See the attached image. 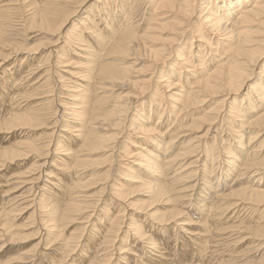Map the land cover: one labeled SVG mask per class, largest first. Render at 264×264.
Returning <instances> with one entry per match:
<instances>
[{
    "label": "rangeland",
    "instance_id": "obj_1",
    "mask_svg": "<svg viewBox=\"0 0 264 264\" xmlns=\"http://www.w3.org/2000/svg\"><path fill=\"white\" fill-rule=\"evenodd\" d=\"M29 1L30 0H28V2L27 1L20 2L19 6L17 7L18 9H16L15 7L12 10V12H14L13 14L10 11V16H8L7 14L5 15L3 14L0 18V27L1 29L4 30L3 32L4 35L0 36V68L2 69V70L0 69V87L4 86L5 88H7L5 89L7 90L6 93H3L4 99L3 98L0 99V120L5 121V117H7L6 114H9V112L11 113L17 112L20 114L26 113L28 115L36 114V116L39 117V122H37L39 123V126L35 128H31L30 131L28 130L29 128L18 129V130L15 128L14 130H10V132H5L4 130L3 131L0 130V150H8L13 147L16 148L19 143L24 142V141L28 143H35L36 146L38 147V150L36 152H30L25 156L19 157L20 160L19 159L15 160L12 163L7 162L3 167H0V204H1L0 214H2L0 215V223H1L0 224L1 225L0 226L1 228L0 229V264H107V263L108 264H111V263L121 264V263H124V258L126 256H129V255L131 256V253L135 256H134V259L130 261V264H137V263L140 264L141 261H144L145 258L150 255L148 254L149 249L143 246L144 243L138 242V246L134 245L132 251L119 254L121 251L120 249L122 247L127 246V248L125 249L122 248V250L130 249L129 244L125 245V243H123L124 238H125V231H127L126 227L128 226V223H126L125 225L123 224L122 231L120 232L118 236H116V238H114L115 234L108 233V235H110L108 236V238H110L108 240L112 241L111 244H113V246L109 247L107 250H105L106 247L102 243V240H103L102 238H105V237L107 238V235H106L107 232H103L101 233L102 240H100L99 242L95 244L97 245L96 247L97 251L96 252L94 251L95 252L94 254L92 253L93 251L90 253L87 252V255L89 256L93 255L91 256V259L89 258L88 261L87 260L84 261L83 260L84 257L81 256V253H82L83 247L85 249V246L87 244V240H88L87 232L93 227L92 225L99 223L98 221L102 218V215L105 218V220L109 219L110 216L113 215V213H115L114 215H117V211L123 206L127 205V210L125 209V211H128L129 215L131 214L136 215L135 217L138 218V221H139L138 223H141V225L144 226L143 231L146 232V237H150V238L153 237V239H157V237L159 238V236H165L164 238H166V236L172 235L174 233L173 232L174 230H176L177 232L178 231V227L176 226L177 223L187 219L196 207V203H197L196 199L198 198V192L197 191L186 192L187 190H182L184 189L185 185H183V183L181 182H176L173 184V188L175 187V188H180V189H177V192L172 191L171 194L178 193L180 196H183L185 194H192V196L188 200L187 199L185 200L184 198H180L181 199L180 200L178 198L177 204L176 203L169 204L163 198H161L159 201L154 203L153 199L154 200L156 199L150 194L148 190L144 188H139L137 185H132L129 182H124L123 181L124 175H126L127 171L129 169L131 170V169L136 168V166L131 164V162L136 160L134 162L137 163L141 160V158L133 157L129 160L130 163H128L126 158L124 157L125 155L123 154H126V152H130L129 150L135 152L134 151L135 148H133L131 144L133 143L136 145H140L141 142L143 141L141 137L136 138L129 131L130 128L128 129L129 125L133 127L134 123L137 122L138 119L140 118L139 112H141V109H146L145 110L146 112L143 111V114H144L143 116L147 117L149 113L152 115L151 123L155 125L157 121V117L155 116L156 115L155 113L160 112L164 107L165 109L164 118L159 122V124L156 127H160V125L164 124V122H166V119H169L172 122L175 120L174 117L176 118L177 113L175 110L173 111V106L171 105V103L173 104V102H171L172 100L169 101L167 99H169L168 98L169 95H177L178 93H180L181 90L187 91L189 88V85L187 84L191 82V78L193 74L192 72L185 73L182 71V74L179 76L177 67L174 65L176 62V56L177 54H179L178 49L183 48L184 52L186 53V56L189 55L190 49L192 50L191 52L192 54H199L200 52L206 53L209 51L210 48L214 49L215 45H214L213 40H210L206 35L203 36L201 41H198V37H197L198 33L196 31H198L197 28L201 25L199 17H201L203 15V12L205 11V10L202 11V7L204 6V4H201V1L198 2V0H195V2L193 3L194 4L193 9L196 10V11L193 10L194 17L193 15H191L187 18L185 17L181 18V15L180 16L179 14L177 15L176 9H170V8L168 9L165 7H162V8L160 7L158 10L161 12H159L158 10L155 11L152 3L156 2L157 0H154V1L153 0H129L130 2L129 3L127 2L128 7H123V8L121 6L120 0H108V2L106 3H108L107 4L108 9L112 10V13L114 9H116L115 12H117L119 8L122 9L121 12L123 13L124 11L129 12L130 23L132 22L131 24L132 25L134 24V26H132V29L136 34V37H135L136 39H135V42L132 44V46L126 50L127 52H124V53L112 52L109 54V57H107L108 52L106 53V51H109L108 48H106V50L104 51H99V47H101L102 49L103 45H98L101 42V38H103V36L105 35V31L107 29L106 26L110 23L108 22V20H106V16L109 13V10L106 11L104 10V8L103 9L101 8V4L105 0H59L58 1L59 4L56 5V8L59 10V12L55 16L56 19L63 18V16L67 14L66 12L68 13L75 12L74 16L69 20V22L66 24L65 28L63 29L65 33L62 32L59 36V39L57 38L58 34L54 35L57 33V31L56 32L54 31V33H52L53 31L52 32L48 31L47 28L44 27L41 22H40V27H39V24L38 23L36 24L35 22L33 23L32 18H31L32 14H30L31 13L30 9L32 8V6L30 4L36 1V2H40V6H42L43 2L46 3L48 0H32L30 2ZM160 1L162 0H158L157 3ZM177 1L179 0H176V2ZM204 1H208V0H203L202 2ZM212 1L217 2V0H212ZM165 10L166 12H164ZM154 11L156 13H154ZM160 13H162V15ZM197 14L199 15V17ZM132 16L134 17L133 19H132ZM153 16L155 17L153 18ZM85 17L87 18L85 28L90 27V25L95 20H96V23L98 22L96 29L99 31V33H97V35H94V38H93L95 40L93 41L98 45V46L96 45V48H94V46H92L93 48H91L90 45H87L92 39L89 36V34L84 32L85 30L78 33V30L80 29L79 31H81L82 29V26H79V24L84 21ZM170 20H171V23H170ZM178 21L180 22L185 21V22L181 26V23ZM31 23L35 25L32 26ZM186 24L189 26L190 24L192 25L188 28ZM153 25L155 28H153ZM38 29H39V32H38ZM73 29H75L74 33L76 34H73ZM181 30H185L184 33L182 34L183 36L179 35ZM100 32L102 34V37H101ZM177 32L178 34H176ZM68 35H71V37L74 38L72 39V41L76 39L75 36L77 35L79 36V39L83 40V42L85 41L84 43L80 41V43H82L81 45L80 43L79 45L78 43L75 44V42L74 44L72 43L73 45H69L70 49L73 50V52H75L74 56L72 54L73 57L71 56V50L68 49L69 47L65 48L66 52L64 53V56L65 55L66 56L64 57L61 55L62 54L61 49H64L62 47L65 42V37L67 38ZM177 36L179 38H177ZM173 38H174V41H173ZM218 39H221V38H218ZM5 43H7L6 46H5ZM190 43H191V48H189ZM203 43L205 44L207 43L206 44L207 46ZM210 44H211V47L209 46ZM16 46H20L21 49L23 47L21 52L17 54H13V55L11 53H8V52H11V50H8V49H12V47L16 48ZM76 46L79 48L78 50H76L75 48ZM162 46L165 48H162ZM167 46H169L168 49H167ZM56 48H58L59 50ZM92 49L93 51L95 50L96 52L94 51L95 52L94 53ZM55 50H56V53H55ZM83 50L85 51V53ZM159 50L162 51L161 53L158 52L161 56L159 57L160 59L158 58V61H156L154 59V55L152 54ZM166 50L169 52H167ZM171 50H173L172 54H170ZM22 51L24 54L22 53ZM217 51L218 52L216 53V55L210 54L211 56L207 57L208 58L207 61L210 60L212 64H215L214 62L220 59L217 57V55L221 53L220 49H218ZM76 52H78L81 55H77L78 53ZM102 52L103 53L105 52L104 55L106 54L107 56L105 55L106 56L105 57ZM8 54H10V56L4 59V56ZM85 55H87L88 57ZM58 57H60L59 59L63 61H65L66 59L68 60L69 58H71V60H74V61L70 60L69 61L71 62L69 64L70 66H68L67 68H62L61 66L58 65V62H61V60H59ZM99 57L102 59L99 60L100 59ZM222 57H224V55H222ZM226 57L228 59L230 56L229 57L226 56ZM88 58H91V59L89 60ZM93 58L96 60H94ZM212 59L214 62L212 61ZM75 62L76 63L80 62L81 64L82 63L83 64L82 65L80 63L76 64ZM161 62H163L162 65L159 64ZM103 63L106 65L109 64V66H111L112 68L117 69L116 72L120 73L121 71V73L126 74L127 76L124 75L126 79L122 81H119V80L118 81H115V80L108 81L107 80L106 82L103 81L99 83V81L101 80L98 81V79H95L97 78V76H94L95 78L93 77L91 80L89 79L90 81L88 82V79H87L88 73H85V69L83 68L90 67L91 64H94L93 66L95 67L97 66L101 67ZM207 63L208 62H205L203 66L199 65L200 67L198 66V64L200 63H196L195 70L200 71V68H203V67L204 68L207 67L206 69H210V70L214 68L212 64L210 66H207ZM263 64H264V60L260 65H263ZM77 65H79L80 68ZM29 67H32L31 71L32 72L34 71L33 72L34 74L32 73L30 75L31 78H28V83H24V88L18 85H17L18 87L17 86L15 87V93H14L15 95L13 94V98L9 100L10 102H8L9 104H6L8 101L6 95L8 94L10 90L13 89L15 84H18V81L16 80L17 77L20 76L18 72L19 71L22 72L24 70L26 71L29 69ZM68 70L72 71L70 74L72 75L74 74L75 77L69 76L67 74ZM81 70L82 71L84 70V71L82 72ZM173 70H176V72L173 73L174 72ZM259 70L261 69H258V71ZM257 73L258 72L256 71L255 73L252 74L251 79L248 82V84H251L254 81H257L259 79V77L257 76ZM159 75H162V76L172 75L171 79L174 82H177L179 85L176 86L175 89L174 88L171 89L172 91L171 90L169 91L170 88L166 89L163 87V85L158 83L157 80L159 79L157 78L159 77ZM77 78H81L82 81L85 80L84 83L86 85L88 84L87 89L88 90L90 89L89 90L90 92H87V93L90 96L89 98L92 102L96 100H100V99L102 100L103 98L106 100V101H103L104 99L102 100L104 102V104L102 105V107H104V110H107V109L109 110L112 107V105H114L115 103L123 104L126 107V109L129 108L128 110H126V112L129 111L126 114V120L122 121V123L114 121L112 119L113 122L118 123V125L116 124L117 126L113 124L115 127L112 125L108 126V124L105 122H102L104 123V125L102 123H97L93 125V127L96 128L93 131L96 134V137H106L108 140V143L114 144V147L116 149L114 148L115 151L113 150L114 151L113 155H115V157L113 155H110L107 158L106 157L108 155L107 152L106 153L99 152L96 154H92L93 155V156L91 155L92 157H88L87 155L83 154L84 158L82 157L81 160L87 159V161L84 160L83 162L84 164L83 163L79 164L80 167L75 165V161H76L75 157L79 156L78 154H79L80 143H76L77 146H73V150H71L72 158L69 156L71 159L69 157H68L69 159H65V157L62 155L63 153L60 155L55 154V156H53L55 153L53 151L51 152L52 154H49V157H48V155H46L47 151H45L47 149V146H46V149L44 148V146L47 143H49V147L51 145L50 148H53L52 146L54 145L55 138L58 139L56 141H59L61 139L59 138V135L62 133L63 130H65V127H67L68 125L67 123L69 122L68 118H70V115H69L70 111L67 110V106L64 103L69 102L66 98L68 94L67 91H69L70 88L72 87L70 84L71 81L73 80L77 81ZM7 80H9V82H6ZM93 84L94 85L96 84V85L94 86ZM159 85L162 87L160 88ZM92 87H93V91L91 90ZM223 90L224 89L222 88V91ZM222 91L218 90L216 93H213V94H210V93L199 94L200 95L198 96L199 98L197 97L198 99H195L196 101L189 106V109L182 111V113L179 116H177L178 121L176 122V124L177 126L179 124H183V130L179 134V136L180 135L181 136L177 138L178 142L175 144V146H178L179 149L180 148L183 149L186 146V143H190V144L194 143V141H196L195 139L197 137L202 136L205 133V130L208 129V132L205 133L206 135L204 136V138H201L202 147H200L199 149L200 153H197V154H200L202 158L197 162V166L200 168L199 170H202V171L204 170L203 168L209 169V166H211V163H209L211 162L210 158L206 162H205V158L207 154L209 153V150H211L212 144L213 146L214 144H216V147H215L216 151L219 152L217 162L220 166L216 170L215 175L213 177L215 176L217 177L219 173L221 174V179H224L225 178L224 176L226 175V172H225L226 163H223V161L228 160L227 159L228 156L224 148L228 146L229 144H231L230 145L231 149L235 150V146L233 145L229 137L235 138L238 135L234 134L232 129L228 131L224 130L226 129L227 126H229V120H231L230 118L228 119L226 117L227 120L226 121L224 120L225 122L224 121L222 122L219 120H215V121L211 120L214 116H217V115H214V113L216 110H218L222 106L221 104H223V102L221 101L225 98L224 95H226V91H223V92ZM243 91L241 92V94H233L232 98H234V100L241 99V97L245 93V90ZM0 93L2 92L0 91ZM24 94L26 96H23ZM47 95L51 96L49 100H51L52 102H50L49 104H46L44 101ZM1 100L3 103L1 102ZM161 100L163 102L161 106L163 107H159ZM224 114L225 112L222 113L221 115H224ZM186 116H188V118ZM209 116H211V119H209ZM203 119H208L209 121L206 122V120H203ZM192 120H194V122L197 124H195ZM236 122H239V120ZM236 125L237 123L232 125L234 129ZM192 126H194L195 128ZM188 127H189V131L187 130ZM166 129L167 128L165 126L163 131H166ZM122 130L123 132H121ZM52 131L54 132V134L50 136V139H49V137H46V135L50 134ZM114 132L116 134L119 133L117 135L118 138L116 137V134ZM121 133H123L124 135H122ZM127 134H129L130 136L129 135L127 136ZM223 139L226 141L224 142ZM179 141L181 142L183 141V143L184 142L185 143L181 146L180 145L181 142ZM42 143H43V146H41ZM125 146L128 148H126ZM220 146L222 147L220 148ZM153 149L152 150L155 151V148ZM142 154H144V152H142ZM197 154H195V156ZM260 155H261V158L264 157L263 156L264 147L262 148ZM122 156L124 158H122ZM112 157L114 158V160ZM57 158L58 159L61 158V159L58 160ZM90 158L94 160H88ZM195 159H196L195 157L193 158L192 156H190L185 159H180L178 164L186 165L187 163ZM60 160L61 161L64 160L66 163L62 161L64 163L63 165V163L61 164ZM111 160L113 162H110ZM44 161L46 162L45 164H44ZM91 161H93V163ZM125 162L128 163L127 166ZM67 164L71 165V167L69 166V170L72 168L71 171L66 169L68 167ZM62 166H65L66 168L65 167L62 168ZM74 166L77 169L76 168L74 169ZM64 170L66 172L69 171L67 172V175L66 173H63ZM131 171H128L129 172L128 175L133 176L135 173L133 174L131 173ZM243 173L244 171L242 172V174ZM48 174H52L54 177L56 176L55 177L56 179L52 177V180H53L52 181L51 178L49 179ZM73 174H75V176ZM236 175L238 174H235V175L232 174L230 175L228 179L226 178V183H225L226 187L233 184L234 179L236 178ZM59 176H60V179L57 178ZM66 176H68L67 179H65ZM19 177H22L23 179ZM213 177L211 176L210 178H213ZM253 178L255 177H252V175L250 174L248 175L247 173L246 175H242L239 182H237L236 188L241 189L245 187L250 188V186L252 187L251 182ZM45 179L48 181H46ZM61 179H62L63 184L60 183ZM21 180L25 181V183L24 184L22 183V185L19 184ZM78 181L81 183H79ZM49 182H52V183L49 185L48 184ZM117 182H121V184L122 183L127 184V187L123 186L122 189H120V191H122L121 195L124 194L122 197L123 201L120 198L122 202H120L119 199L116 200V197L114 195L115 193L114 189L119 188L118 186L120 185ZM56 183L60 184L61 186ZM66 183H67V186H66ZM73 183H76V186ZM221 184L222 183L220 182L219 185L221 186ZM45 185H47L46 187L47 190L44 188ZM71 186H74L72 187V190H74L73 188H75L76 190L72 191ZM60 187L63 189L61 190ZM48 188L52 189L51 190L52 193L50 192ZM83 188H85L86 191ZM41 189H43L45 192ZM102 189L106 191H104L103 193ZM219 189L220 188H218L217 190ZM46 191H48L49 193ZM41 193L43 197H41ZM219 193H222V191L219 190ZM83 195L86 197V199L87 197H88V200L90 199L87 202L88 204L85 203L87 208L82 211L76 212V213L72 212L69 209L70 205L81 203L84 200L82 198ZM50 196L51 198H49ZM130 196L132 198H130ZM47 197H48V200H47ZM52 197L53 198L56 197V198L53 199ZM43 198L44 200H47V201H44ZM86 199L84 201H86ZM231 201H235V200L232 199ZM187 203L188 205H186ZM254 208L255 207H252L253 212L251 210L250 211H244V210L240 211L239 210L240 212L238 213V216L237 215L235 216L236 219L232 220V222L229 224L228 222L223 223V222H226L228 218H225V219L224 218H218V219L214 218V220L212 218L210 221H208L209 226L206 223L207 229H209L212 223L214 227L213 229H210V231L207 230V233L202 234V236H204V239L208 238L207 239L208 245H207L206 253L200 252L198 247H196L195 245H191L192 244L191 242L193 239H187L191 237H186L187 235L183 234V232L177 235L176 240H174L171 236L174 242L172 240H171L172 242L169 240L170 242L168 241V243H165L166 244L165 245V244H162L164 240L163 241L158 240L157 244H160L159 245L160 248L163 249L161 250V253L167 255L165 259L166 261L167 260L178 261V259L180 258L179 256H181L184 253L186 255V259L183 262L184 264H260V263L264 264V240H263L264 239V234H263L264 228L263 227L262 229L260 228L261 231L263 230V232L261 233L260 232L258 233L255 230L256 228L258 229V227L261 225L264 226V218H263L264 211H263V214H260V211L264 210V206H260L259 210H256ZM107 209H109L108 210L109 212H104V211H107ZM172 210H175L177 212L181 211L180 214H182L183 216L179 214V215H176L174 218L168 219V217H170L172 214ZM65 213L68 216H66ZM149 214H151L150 216L152 217H147L149 216ZM57 215H60V216L62 215V216L60 218V216H57ZM4 218H6V221ZM154 218H157V219H154ZM193 218H195V221H196V217L193 216ZM86 219L88 220L86 221ZM168 220L169 221L172 220V221H170L169 223ZM47 221H49V223ZM221 222H222V225H221ZM260 223H263V224H260ZM101 224H103L104 226L107 223L104 224V222L102 221ZM2 225L6 227L4 228L2 227ZM192 225L193 226H190L191 228L193 229L198 228L197 226H195V224H192ZM240 225H241V228H243L241 229L242 230L241 233L239 231V233L237 234V232H234L236 230L232 231L233 227L236 226L235 229H237V227L238 226L240 227ZM103 226L100 225V227H103ZM244 226L245 228L249 229V230L247 229V232H245L246 229L244 228ZM251 227L253 229L250 230ZM2 229L5 231H3ZM228 229H230L231 231ZM49 230L52 232H50ZM243 230L245 231L243 232ZM223 231H225V233H223ZM253 231H254V234H253ZM86 233H87V236H86ZM260 234H262V236H260ZM237 235H239L240 238H242L240 240L242 242L239 241L238 242L239 244L237 243L238 245L232 242L233 240L235 241L237 238H239V236ZM181 236L183 237L184 240L181 238ZM243 236H244V240H243ZM247 236L248 237L250 236V237L248 238ZM132 246L133 245H131V248ZM118 258H120V260H118Z\"/></svg>",
    "mask_w": 264,
    "mask_h": 264
},
{
    "label": "bare ground",
    "instance_id": "obj_2",
    "mask_svg": "<svg viewBox=\"0 0 264 264\" xmlns=\"http://www.w3.org/2000/svg\"><path fill=\"white\" fill-rule=\"evenodd\" d=\"M23 1L28 2V0H0V18L3 14L4 15L7 14L8 16H10V11L12 12V10L15 7H16V9H18L17 7L19 6V3L23 2ZM30 1H32V0H30ZM58 1L59 0H50V1L48 0L47 1L48 3L43 2V5L41 4L42 6H40V2L34 1L32 4H30L32 6V8L30 9L31 10L30 14H32L31 18H32L33 23L34 22L36 24L38 23L39 27H40V22H41L43 24V26L47 28L48 31H50V32L53 31L52 33H54V31L55 32L57 31V33L54 35L58 34L57 38L59 39L60 34L62 32L65 33L63 29L65 28V26L69 22V20L74 16L75 12H71V13L66 12L67 14L64 13L65 15L63 16V18L56 19L55 16L59 12V10L56 8V5L59 4ZM157 1L152 3L155 11L158 10L160 7L161 8L165 7L168 9L169 8L170 9H176L177 15L178 14H179V16L181 15V18H184V17L187 18L191 15H193V17H194L193 10H195V9H193L194 8L193 3L195 2V0H179L177 2H176V0H162L158 3H157ZM199 1H201V4H204V6L202 7V11L203 10H205V11L203 12V15L201 17H199V15H198L199 13L197 14L199 19H200V22H201V25L197 28L198 31H196L198 33V34L196 33L197 37H198V41H201L203 36L206 35L210 40H213L215 46H214V49L210 48L209 51L206 53L205 52H203V53L198 52L199 54H192L191 53L192 50L190 49L188 56H186V53L184 52L183 48L178 49L179 54H177V56H176V62L174 65L177 67L179 76L182 74V71L185 73L192 72L193 74H192L191 82L187 84V85H189V88L187 87L188 90L187 91L181 90L180 93H178L177 95H169V97H168L169 99H167V100H169V101L172 100L171 102H173V104L171 103V105L173 106V111L175 110L177 113V116H179L182 113V111L189 109V106L196 101L195 99L199 98L198 97V96H200L199 94H201V93L213 94V93H216L218 90L222 91V88L224 89L223 91H226V95L222 94L225 96V98L224 99L222 98L223 100L221 101V102H223V104H221L222 106L218 110L215 109L216 111H215L214 115H217V116L213 117L211 115L213 117L212 119H211V116H209V119H211L213 121L219 120L222 122L224 120L225 121L227 120L226 117L228 119L230 118L231 120H229V126H227L226 129H224V130L228 131V130L232 129L234 134L238 135L235 138L229 137L231 139V142L235 146V150L231 149V147H230L231 144H229V143H228L229 144L228 146H226V147L224 146L225 147L224 150L226 151V154L228 156L227 157L228 160L223 161V163H226V167L224 166L225 172H226V175L224 176L225 180L221 179V174H219V173H218L217 177L216 176L213 177L215 175L216 170L220 166L217 162L219 152L216 151V148H215L216 144H214V146L212 144V148H211V150H209V153L207 154V156L205 158V162L208 161V159L210 158L211 162H209V163H211V166H209V169L203 168L204 170L202 171V170H199L200 168L197 166V162L202 158L200 156V154H197V153H200L199 149H200V147H202L201 138H204V136L206 135L205 133L208 132V129L205 130V133L203 132L204 134L202 136L197 137L195 139L196 141H194V143H192V144L186 143V146L183 149L182 148L179 149L178 146H175V144L178 142L177 138H179L181 136V135L179 136V134L183 130V124H179L177 126V124H176V122L178 121L177 116H176V118L174 117L175 120L173 122L170 121L169 119H166V122H164V124L160 125V127H156L159 124V122L164 118V115H165L164 114L165 109L163 106H161L163 103L162 100L160 101L159 107H163V109L160 112L155 113L156 114L155 116L157 117V121H156L155 125L151 123L152 115L149 113V115L147 117L143 116L144 115L143 111H145L146 109H141V112L138 111L140 118L138 119L137 122L134 123L133 127L129 125L128 129L130 128L129 131L131 132V134H133L136 138L141 137V139L143 141L141 142L140 145L130 143L131 146L133 148H135V150H134L135 152L129 150L130 152H126V154H123V155H125L124 157L126 158L128 163H130L129 160L133 157L134 158L139 157V158H141L142 161L140 160L139 162L135 163L134 161H136V160H134V161L132 160L133 162H131V164L135 165L136 168L131 169L132 171L129 169L128 171H131V173H133V174L135 173V174L133 176H130V175H128L129 172L127 171L126 175H124L123 181L129 182L132 185H137L139 188H144V189L148 190L150 192V194L156 199V200L153 199L154 203H156L161 198H163L169 204H171V203L177 204L178 198L179 199L184 198L185 200L186 199L188 200L192 196V194H185L183 196H180L178 193H172L171 194L172 191L177 192V189H180V188H175V187L173 188V184L176 182H181V183H183V185H185L184 189H182V190H187L186 192H193V191L198 192V198L196 199V201H197L196 207L187 219L177 223L176 226L178 227L179 232L178 231L176 232V230H174L173 231L174 233L172 235L166 236V238H164L165 236H159V238L157 237V239H153V237L152 238L146 237V232L143 231L144 226L141 225V223H138L139 221H138V218L135 217L136 215H133V214L129 215L128 211H125V209L127 210V205L123 206V207L120 206L121 208L117 211V215H114L115 213H113V215L110 216V218L107 220H105V218L102 215V218L98 221L99 223L92 225L93 227L87 232L88 233L87 244L85 246V249L83 247V250L81 253V256L84 257V259H83L84 261H86V260L88 261L89 258L91 259V256H93V255L89 256V255H87V252L90 253L93 251L92 253L94 254L97 251L96 250L97 245H95V244L97 242H99L100 240L103 239L102 243L106 247L105 250H107L109 247L113 246V244H111L112 241L108 240V239H110V238H108V236H110V235H108V233L109 234H115L114 238H116V236H118L120 234V232L122 231L123 224L125 225L126 223H128V226L126 227L127 231H125V238H124L123 243H125V245L129 244L130 249L122 250V248L125 249V248H127V246L122 247L120 249L121 251L119 254L132 251L134 245L138 246V242H141V243H144L143 246H145V248L149 249L148 254H150V255L148 257H146L144 261H141L140 264H184L183 262L186 259V255L184 253L183 254L181 253L182 255L179 256L180 258L178 259V261H174V260H172V261L167 260L166 261L165 259H166L167 255L161 253V250H163V249L160 248V246H159L160 244H157V241L158 240H162V241L164 240L162 242V244L168 243V241L169 240L171 241L172 238L174 240H176L177 235L179 233L183 232V234L187 235L186 237H191V238H187V239H193L191 242L192 243L191 245H195L196 247H198L200 252L206 253L207 245H208V241H207L208 238L204 239V236H202V234L207 233V230L210 231V229H213V227H214V225L212 223L210 225L209 229H207L206 223L208 225L209 224L208 221H210L212 218H213V220H214V218H217V219L218 218H224V219L228 218L227 221L223 222V223L228 222V224H229L232 222V220L236 219L235 216L236 215L238 216V213L241 210H244V211H250L251 210L252 211L253 210L252 207H255L254 209L259 210L260 206H264V157L261 158V155H260L262 148L264 147V64L260 65L264 60V0H217V2H213L212 0L202 2L203 0H198V2ZM106 2H108V0H105L101 4V8L102 9L104 8V10L107 11L109 9H108V5H107L108 3H106ZM127 2L129 3L130 1L129 0H120L122 8L128 7ZM115 10L116 9H114L113 13H112V10H109V13L106 16V20H108V22H110V23L108 25L106 24L107 29L105 31V35L103 36V38H101L102 34L100 32L101 42L99 41L100 43L98 45H103L102 46L103 48L101 49V47H99V51H104V50H106V48H108L109 51H106V53L108 52V56L105 54L107 57H109V54L112 52H115V53L127 52L126 50L132 46V44L135 42V39H136L135 38L136 34L132 29V26H134V24L132 25L131 24L132 22L130 23L129 12L124 11V13H123V12H121L122 11L121 8H119L117 12H115ZM151 11H152V9H151ZM155 11H154V13H156ZM159 12H161V11H159ZM164 12H166V10ZM169 12H171V11H169ZM13 13L14 12H12V14ZM160 14L162 15V13H160ZM163 16H164V14H163ZM195 16H196V14H195ZM149 17H151V16H149ZM154 17L155 16H153V18ZM133 18L134 17L132 16V19ZM86 21H87V18L85 17L84 21L79 24V26H82V29H81V31H79L80 30L79 29L78 33L85 30L84 32L89 34V36L92 39L89 42V44H87V45H90L91 48H93L92 46H94V48H96L97 44L94 42L95 40L93 38H94V35H97V33H99V31L96 29L98 22L96 23V20H95L90 25V27L85 28ZM155 21H156V19H155ZM176 22H177V20H176ZM178 22H180V21H178ZM184 22H180L181 26L183 25ZM33 23H31L32 26L35 25ZM170 23H171V20H170ZM192 24H190V26ZM187 26H188V28L190 27L189 25H187ZM51 28H52V30H51ZM153 28H155L154 25H153ZM181 29H183V28H181ZM74 31H75V29H73V34H76V33H74ZM184 31L185 30H181L179 35L183 36L182 34L184 33ZM189 31H191V30H189ZM3 32H4V30L1 29V27H0V36L4 35ZM38 32H39V29H38ZM178 32L176 34H178ZM78 35L75 36L76 39L73 41H72V39H74V38H72L71 35H68L67 38L64 36L65 42L63 41L64 45L62 47L64 49H61L62 54L60 53L62 56H64V53L66 52L65 51L66 47L68 48L69 45H73L74 42H75V44L78 43V45H79L80 41L83 42V40L79 39ZM98 36H97V38H98ZM177 38H179V37L177 36ZM218 38H221V39H218ZM98 40H100V39H98ZM173 41H174V38H173ZM6 44L7 43H5V46H6ZM81 44L82 43H80V45ZM203 44H205V43H203ZM85 46H86V44H85ZM209 46L211 47V44ZM10 47H11V45H10ZM168 47L169 46H167V49H168ZM75 48H76V50L79 49L77 46ZM162 48H165V47L162 46ZM170 48H171V46H170ZM189 48H191V43H190ZM198 48H199V46H198ZM22 49H23V47H22ZM22 49L20 48V46H16V48L12 47V49H8V50H11V52H8V53H11L12 55L17 54V53L21 52ZM56 49H58V48H56ZM68 49L71 50L70 47ZM218 49L221 50L220 51L221 53H219L217 55V57L220 59L215 61V62L212 59V61L215 64H212V62L210 60L207 61L208 60L207 57L211 56L210 54L216 55V53L218 52L217 51ZM58 50H57V52H58ZM92 51H93V49H92ZM6 52H7V50H6ZM158 52L161 53L162 51L159 50L157 52H154L153 54L151 53L152 55H154V59L156 61H158V58L161 56ZM167 52H169V51H167ZM22 53H23V51H22ZM55 53H56V50H55ZM74 53L75 52H73V50H71V56H72V54L74 56L75 55ZM76 53H78V52H76ZM84 53H85V51H84ZM104 53H103V55H104ZM172 53H173V50L170 51V54H172ZM77 55H81V54L78 53ZM87 55H85V56H87ZM114 55H116V54H114ZM222 55H224V57H222ZM9 56H10V54L5 55L4 59L8 58ZM226 56H228V57L230 56V57L227 59ZM60 57H58V59ZM92 57H94V56H92ZM100 57H101V55H100ZM105 57H103V58H105ZM223 58H225V59H223ZM83 59H85V58H83ZM88 59L90 60L91 58H88ZM101 59L102 58H100L99 60H101ZM59 60H61V59H59ZM70 60H71V58H69L68 60L66 59L65 61L61 60V62H58V65L61 66L62 68H67L68 66H70L69 65L71 63V62H69ZM94 60H96V59H94ZM193 60H195V61H193ZM71 61H74V60H71ZM205 62H208L207 66H210L212 64V66L214 68L210 70V69H206L207 67H205V68L203 67V68H200V71L195 70V68H196L195 64L196 63H200V64H198V66L199 65L203 66L205 64ZM1 63H2V61H1ZM79 63H76V64H79ZM89 63H91V62H89ZM162 63L163 62H161L159 64L162 65ZM93 65L94 64H91L90 67H85V68L82 67L83 69H85V73H88V75H87L88 82L94 76H97V78H95V77L94 78L98 79V81L101 80V81H99V83L103 82V81L106 82L107 80L108 81H114V80L115 81H118V80L122 81V80L126 79L124 76L126 74L121 73V71H120V73L116 72L117 69L112 68L111 66H109V64L106 65L103 63V65H101V67H98V66L95 67ZM77 66L80 68L79 65H77ZM31 69H32V67H29V69L26 71L24 70L22 72H20V71L18 72V74L20 75L16 79L18 81V84L14 85L12 83L14 85V87L6 95L8 101H7V103L6 102H4V103L9 104L8 102H10L9 100L13 98V94L15 93V87L17 85L24 88V83H28V78H31L30 75L34 72V71L32 72ZM258 69H261V70L258 71ZM173 71H174L173 73L176 72V70H173ZM256 71L258 72L257 76L259 77V79L257 81H254L251 84H248V82L251 79L252 74L255 73ZM38 72H40V71H38ZM71 72L72 71L68 70L67 74L69 76L75 77L74 74L73 75L70 74ZM166 76L167 75H165V76L159 75V77L157 78V79H159V80H157L158 83L163 85V87L166 89L170 88L169 91L173 88L175 89V87L178 86L179 84L177 82H174L171 79L172 75H170L171 77L167 76V78H166ZM178 79H180V78H178ZM84 81H82L81 78H77V81L76 80L71 81L70 84L72 87L70 88L69 91H67L68 94L66 97L69 102L64 103L67 106V110L70 111V114H69L70 118H68L69 122L67 123L68 125H67V127H65V130H63L62 133L59 135V138H61V139L59 141H56L58 139L55 138L54 145L52 146L53 148L56 146L54 149L50 148L51 145L49 147V143H47L44 146L45 149L47 146V149L45 151H47L46 155H48V157H49V154H52L51 152L53 151V152H55L53 156H55V154L60 155L63 153L62 155L65 157V159H69L71 157V154H72L71 150H73V146H77L76 143H80V147L78 146L79 147V154L77 153L79 156L75 155L76 156L75 157L76 158L75 165L78 167H80L79 164L83 163L84 160L87 161V159L81 160L82 157L84 158L83 154L87 155L88 157H92L93 156L92 154H96L99 152L100 153L101 152H105V153L107 152L108 155L106 157L108 158L110 155H113V153L115 151L114 150V148H115L114 144L108 143V140L106 137H96V134L93 132L96 128L93 127V125H95L97 123H102V122L107 123L108 126H110V125L114 126L113 124L118 125V123L113 122V120L122 123V121L126 120V114L129 112V111L126 112V110L129 109L128 106H127L128 109H126V107L123 104H117V103H115L114 105L111 104L112 107L111 108L109 107L110 108L109 110L108 109L104 110V107H102V105L104 104L103 101H106L104 98H103L104 100L102 99L103 101L99 98L100 100H96V101L92 102L89 98L90 96L87 93V92H90L89 91L90 89L89 90L87 89L88 84L86 85L84 83ZM93 81H95V80H93ZM6 82H9V80H7ZM100 87H102V86H100ZM161 87L162 86H160V88ZM246 87H247V89H246ZM5 89H7V88H5L4 86L0 87V91L2 92V93H0V99H2V98L4 99L3 93H6V91H7ZM91 90L93 91V87ZM243 90H245V93L241 97V99H239V100L235 99L234 100V98H232L233 94H241V92ZM139 94H140V92H139ZM156 94H158V93H156ZM23 96H26V95L24 94ZM50 97H51L50 95H47V97H45L46 99L44 101L46 104H49L50 102H52L51 100H49ZM95 99H97V98H95ZM1 102H2V100H1ZM164 102H165V100H164ZM171 105H169V106H171ZM185 112H187V111H185ZM224 112H225V114L221 115ZM6 115H7V117H5V121L0 120V130H2V131L4 130L5 132H10V130H14L15 128L17 130L29 128L28 130L30 131L31 128H35V127L39 126V123H37V122H39V117L36 116V114H33V115L29 114L28 115L26 113L20 114L17 112H15V113L9 112V114H6ZM128 117H129V115H128ZM186 117L188 118V116H186ZM203 120H206V122L209 121L208 119H203ZM235 120L236 121L239 120V122H236ZM111 121H112V123H111ZM192 121L194 122V120H192ZM165 123H167V124H165ZM235 123H237V125L234 129L232 125H234ZM102 124L104 125V123H102ZM195 124H197V123H195ZM71 125H73V126H71ZM165 126L167 129H166V131H163ZM192 127H194V126H192ZM124 128H126V127H124ZM236 128H237V130H236ZM123 130L121 132H123ZM187 130L189 131V127ZM53 134H54V132L52 131L50 134L46 135V137H49V139H50V136H52ZM118 134L119 133L116 134V137ZM121 134L124 135L123 133H121ZM128 135L129 134H127V136ZM41 139H43V138H41ZM225 141L226 140H224V142ZM179 142H181V141H179ZM184 143L182 141L180 145L182 146ZM116 144H118V143H116ZM223 144H225V143H223ZM41 146H43V143ZM221 147L222 146H220V148ZM126 148H128V147H126ZM153 148H155V151H153L154 150ZM37 150H38V147L36 146L35 143H28L25 141L19 143L16 148L13 147V148L8 149V150H0V167H3L7 162L12 163L13 161L18 160L19 157L25 156L30 152H36ZM125 150H127V149H125ZM142 152H144V154H142ZM195 154H197V155L195 156ZM73 156H74V154H73ZM113 156L115 157V155H113ZM190 156H192L193 158L195 157L196 159L192 160L191 162L187 163L186 165L178 164L180 159H185V158H188ZM124 157L122 156V158H124ZM59 159H61V158H59ZM88 160H94V159L90 158ZM113 160H114V158H113ZM55 161H57V160H55ZM55 161H54V163H55ZM62 161L64 163H66L64 160H62ZM62 161H61V164L63 163ZM91 162L93 163V161H91ZM110 162H113V161L111 160ZM45 163L46 162L44 161V164ZM64 163H63V165H64ZM128 163H126V166L128 165ZM69 166L71 167V165H68L67 168L65 166H62V168L65 167L67 170H69ZM75 168L76 167L74 166V169ZM110 168H112V167H110ZM124 168H125V166H124ZM71 169L69 171H71ZM65 170L63 171V173H66V175H67V172H69V171L66 172ZM243 171H244V173L242 174ZM246 173L248 175L250 174V175H252V177L256 178V179L253 178V180L251 182L252 187L249 185L250 188L245 187V188L237 189L236 188L237 182H239L241 176L246 175ZM232 174H234V175L238 174V175H236V178L234 179L233 184L226 187L225 186L226 178L228 179L230 177V175H232ZM73 175L75 176V174H73ZM77 175H78V173H77ZM211 176L213 178H210ZM48 177H49V179L51 178V180H52V177H54V176L52 174H48ZM55 177H54V179H56ZM19 178L23 179L22 177H19ZM57 178L60 179V176ZM67 178H68V176H66L65 179H67ZM88 179H86V180H88ZM46 181H48V180H46ZM90 182H92V181H90ZM220 182L222 183L221 186L219 185ZM22 183L24 184L25 181L21 180V182H19V184H21V185H22ZM51 183L52 182H49L48 184L50 185ZM60 183L63 184L62 179H61ZM67 183H68V181H67ZM67 183H66V186H67ZM76 183H77V181H76ZM76 183H73V184H75V186H76ZM79 183H81V182H79ZM117 183L120 184L118 186L119 188L114 189L115 193L114 192H112V193H114L116 200L117 199L120 200V198L122 200V197L124 194L121 195L122 191H120V189H122L123 186L127 187V184H124V183L121 184V182H117ZM243 183H245V182H243ZM56 184H58V183H56ZM58 185H60V184H58ZM77 185H78V183H77ZM174 186H176V185H174ZM46 187H47V185L44 186L45 189H46ZM72 187H74V186H71V190H72ZM87 187H88V185H87ZM106 187H104V188H106ZM218 188H220L219 190L222 191V193H219V190H217ZM43 189H41V190H43ZM48 189L51 192L52 189H50V188H48ZM62 189L63 188H61V190ZM73 189L76 190L75 188H73ZM83 189L85 190V188H83ZM74 190H72V191H74ZM57 191H59V190H57ZM104 191H106V190L102 189L103 193H104ZM46 192H48V191H46ZM44 196H46V195H44ZM131 196H130V198H132ZM41 197H43L42 193H41ZM49 198H51V196ZM55 198L56 197H54L53 199H55ZM82 198L84 200L86 199V197L84 195L82 196ZM232 199L235 201H231ZM43 200H44V198H43ZM47 200H48V197H47ZM47 200H44V201H47ZM84 200L81 203L70 205L69 209L74 213L86 209L87 207H86L85 203H87L90 199L88 200V197H87L86 201H84ZM121 200H120V202L123 201V200L122 201ZM14 202H15V200H14ZM194 202H195V200H194ZM68 203H70V202H68ZM186 205H188V203ZM250 205H251V207H250ZM132 206H134V205H132ZM180 208H182V207H180ZM175 209H177V208H175ZM108 210L109 209H107V211H104V212H109ZM263 211L264 210H261L260 214H263ZM4 212H6V211H4ZM61 212H63V211H61ZM180 212L181 211L177 212L175 210H172V214L170 213L171 216L168 217V219L174 218L176 215H179ZM10 213H11V211H10ZM0 215H2V214H0ZM150 215L151 214H149V216H147V217H152ZM180 215H182V214H180ZM57 216H60V215H57ZM61 216H60V218H61ZM66 216H68V215L66 214ZM193 216L196 217V221H195V218H193ZM7 217H9V216H7ZM239 217H238V219H239ZM260 218H261V216H260ZM4 219L6 221V218H4ZM154 219H157V218H154ZM87 220L88 219H86V221ZM255 220H256V218H255ZM102 221L104 222V224L105 223H107V224L103 226V224H101ZM170 221H172V220H170ZM170 221H169V223H170ZM217 221H219V220H217ZM47 222L49 223V221H47ZM159 224H160V222H159ZM192 224H195V226H197L198 228L197 229L191 228L190 226H193ZM255 224H257V223H255ZM260 224H263V223H260ZM100 225H102L103 227H100ZM221 225H222V222H221ZM2 227H4V225H2ZM224 227H225V225H224ZM262 227L264 228V226L261 225L258 227V229L256 228L255 230L258 233L259 232L261 233V232H263V230L261 231ZM235 228H236V226L232 228V231L236 230L234 232H237V234L239 233V231H240V233L242 232L241 229H243V228H241V225H240V227L238 226L237 229H235ZM244 228H245V226H244ZM245 229H246V231L243 230V232L244 231L247 232L248 228H245ZM251 229H253V228L251 227L250 230ZM50 230H52V229H50ZM228 230H230V229H228ZM3 231H5V230H3ZM50 232H52V231H50ZM103 232H107V234H106L107 238L104 235V237L106 239L105 238L101 239V233H103ZM87 233H86V236H87ZM223 233H225V231H223ZM233 234H235V233H233ZM253 234H254V231H253ZM263 234H264V232H263ZM219 235H221V234H219ZM171 236H172V238H171ZM227 236H229V235H227ZM237 236H239V235H237ZM244 236H243V240H244ZM260 236H262V234H260ZM155 238H156V236H155ZM181 238L183 239L182 236H181ZM235 238H237V237H235ZM241 239L242 238H240V236H239V238H237L235 241L233 240L232 242L234 244H237ZM113 242H114V240H113ZM189 242H190V240H189ZM240 242H242V241H240ZM160 243H161V241H160ZM256 243H257V241H256ZM131 245H133L132 248H131ZM252 247H254V246H252ZM258 248H259V246H258ZM201 255H202V253H201ZM131 256L130 255L126 256L124 258V263H121V264H130V261H132V259H134L135 255H133L131 253ZM203 256H204V254H203ZM262 258H263V256H262ZM118 260H120V258H118Z\"/></svg>",
    "mask_w": 264,
    "mask_h": 264
}]
</instances>
